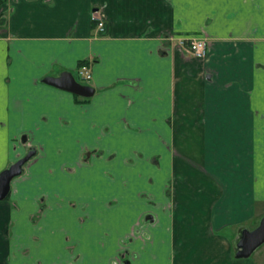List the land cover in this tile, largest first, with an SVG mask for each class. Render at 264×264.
Instances as JSON below:
<instances>
[{
	"label": "crops",
	"instance_id": "obj_1",
	"mask_svg": "<svg viewBox=\"0 0 264 264\" xmlns=\"http://www.w3.org/2000/svg\"><path fill=\"white\" fill-rule=\"evenodd\" d=\"M4 14L0 172L37 151L0 201L8 264H236L227 229L252 217L264 134V0H6ZM205 29L206 58L165 39ZM64 71L94 95L43 81Z\"/></svg>",
	"mask_w": 264,
	"mask_h": 264
},
{
	"label": "rangeland",
	"instance_id": "obj_2",
	"mask_svg": "<svg viewBox=\"0 0 264 264\" xmlns=\"http://www.w3.org/2000/svg\"><path fill=\"white\" fill-rule=\"evenodd\" d=\"M7 21V16H0V26H4ZM198 34L209 36L216 40L206 29L204 31L197 32ZM174 34V33H173ZM78 81L83 82V79L79 76H75ZM252 153L249 155L253 158L252 168H253V179H252V207L253 214L250 219L238 224L235 227L228 228V234L230 235L231 243H232V258L236 262V264H264V244H262L250 257L248 258H235L236 252V240L241 228L245 227L249 230L255 229L259 224L261 219L264 217V134L261 132H253V140H252ZM191 160V159H190ZM193 161V160H191ZM195 164V163H194ZM261 175V176H260ZM177 186H182L183 183L180 179L177 180ZM11 196V195H10ZM2 211H0V217L3 215ZM4 216V215H3ZM10 222L4 221L0 231L2 230L1 237L3 240L10 239ZM6 224V225H5ZM6 241H1L0 239V264H8V260L6 257H3L6 254ZM9 259V258H8Z\"/></svg>",
	"mask_w": 264,
	"mask_h": 264
},
{
	"label": "water",
	"instance_id": "obj_3",
	"mask_svg": "<svg viewBox=\"0 0 264 264\" xmlns=\"http://www.w3.org/2000/svg\"><path fill=\"white\" fill-rule=\"evenodd\" d=\"M43 81L82 97H92L95 93L93 86L81 83L70 71H64L57 77L47 76ZM36 153V150L30 149L25 156L0 172V200H4L9 195L12 180L23 172L24 166ZM262 244H264V217L255 229L249 230L245 227L240 229L235 243V258L250 257Z\"/></svg>",
	"mask_w": 264,
	"mask_h": 264
},
{
	"label": "built area",
	"instance_id": "obj_4",
	"mask_svg": "<svg viewBox=\"0 0 264 264\" xmlns=\"http://www.w3.org/2000/svg\"><path fill=\"white\" fill-rule=\"evenodd\" d=\"M92 17L96 22V33H104L108 19L102 8H95L92 12ZM165 39L171 44L173 50L186 61L208 57L215 44L213 38L198 33L185 35L169 33L165 36ZM78 72L86 80L92 78L91 68L88 64L80 65Z\"/></svg>",
	"mask_w": 264,
	"mask_h": 264
},
{
	"label": "flooded vegetation",
	"instance_id": "obj_5",
	"mask_svg": "<svg viewBox=\"0 0 264 264\" xmlns=\"http://www.w3.org/2000/svg\"><path fill=\"white\" fill-rule=\"evenodd\" d=\"M31 149H34V148H31ZM29 150H30V149H29ZM29 150H28V151H29ZM34 150H35V149H34ZM26 154H27V153H26ZM26 154H25V155H26ZM25 155H24V156H25ZM22 157H23V156H22ZM20 158H21V157H20ZM20 158H19V159H20ZM16 161H17V160H16ZM16 161H14V162H16ZM14 162H12V163H14ZM12 163H11V164H12ZM11 164H9L7 167H9ZM27 164H28V162H27ZM25 166H26V165H25ZM25 166H24V167H25ZM7 167H6V168H7ZM6 168H4V169H6ZM4 169H3V170H4ZM3 170H2V171H3ZM2 171H1V172H2ZM23 171H24V168H23ZM22 173H23V172H22ZM22 173H21V174H22ZM21 174H20V175H21ZM20 175H18V176H20ZM18 176H17V177H18ZM15 178H16V177H15ZM15 178H14V179H15ZM14 179H13V180H14ZM13 180H12V181H13ZM11 189H12V184H11ZM10 192H11V191H10ZM9 196H10V193H9V195H8L4 200H7V199L9 198ZM4 200H0V201H4ZM117 262H118L119 264H122V263L124 262L123 256H119V258L117 259Z\"/></svg>",
	"mask_w": 264,
	"mask_h": 264
},
{
	"label": "trees",
	"instance_id": "obj_6",
	"mask_svg": "<svg viewBox=\"0 0 264 264\" xmlns=\"http://www.w3.org/2000/svg\"><path fill=\"white\" fill-rule=\"evenodd\" d=\"M5 1L6 0H0V5L2 3H4ZM86 63H87V61L83 60L80 65H83V64H86ZM75 96H76V100H78V101H85L86 102V101H88L90 99V97H82V96H79V95H76V94H75Z\"/></svg>",
	"mask_w": 264,
	"mask_h": 264
}]
</instances>
